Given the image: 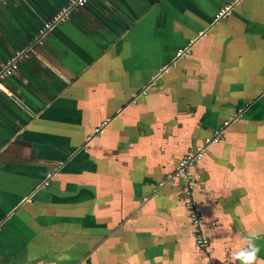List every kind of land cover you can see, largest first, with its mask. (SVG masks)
<instances>
[{"label": "crops", "instance_id": "0c3cea01", "mask_svg": "<svg viewBox=\"0 0 264 264\" xmlns=\"http://www.w3.org/2000/svg\"><path fill=\"white\" fill-rule=\"evenodd\" d=\"M68 1L0 0V66ZM253 233L264 261V0H89L4 80L0 264H239Z\"/></svg>", "mask_w": 264, "mask_h": 264}, {"label": "built area", "instance_id": "2783aa9c", "mask_svg": "<svg viewBox=\"0 0 264 264\" xmlns=\"http://www.w3.org/2000/svg\"><path fill=\"white\" fill-rule=\"evenodd\" d=\"M88 1L89 0H69L65 7L57 11L51 18L43 22L42 26L34 34L30 42L25 47L16 50L12 54V56L6 61V63L0 66V90H3L4 88V80L16 73L21 60L28 56L37 55V46L45 40L49 33L58 24L69 19L72 10L85 5ZM230 7V5H224L219 8L215 14V19L222 18L226 14H228L230 11ZM185 52V48H179L176 51V55L178 58H182ZM237 118L238 116L235 115L229 121H224V126L229 125L231 121H235L237 120ZM222 132V128L217 129L213 135L206 137L202 144L196 146V148H194L192 151L186 152L178 160L175 169L172 172L168 173L166 177L159 182V185H163L164 183L181 179L183 182L185 195L186 197H188L192 190L190 172L191 165L202 158L205 149L208 145H210V143L219 140ZM51 179L52 176L49 174L43 184H47L48 180ZM181 201L184 203L185 206L190 208V220L192 225L194 226L195 245L200 252H204L207 246L209 230L215 225V222L211 221L208 224L204 223L202 220L201 213L193 207V204L190 199L181 197Z\"/></svg>", "mask_w": 264, "mask_h": 264}, {"label": "clouds", "instance_id": "9594fccd", "mask_svg": "<svg viewBox=\"0 0 264 264\" xmlns=\"http://www.w3.org/2000/svg\"><path fill=\"white\" fill-rule=\"evenodd\" d=\"M258 239L259 236L255 233L249 235L246 238V247L235 252L234 260L239 261V264H264L258 255L261 251L260 245L257 243Z\"/></svg>", "mask_w": 264, "mask_h": 264}, {"label": "water", "instance_id": "95a60500", "mask_svg": "<svg viewBox=\"0 0 264 264\" xmlns=\"http://www.w3.org/2000/svg\"><path fill=\"white\" fill-rule=\"evenodd\" d=\"M13 97V99H16L14 96H12ZM17 100V99H16ZM20 104H21V106H23L24 108H26L25 106H24V104H22L19 100H17Z\"/></svg>", "mask_w": 264, "mask_h": 264}, {"label": "rangeland", "instance_id": "374dc122", "mask_svg": "<svg viewBox=\"0 0 264 264\" xmlns=\"http://www.w3.org/2000/svg\"><path fill=\"white\" fill-rule=\"evenodd\" d=\"M227 121H229V120H227ZM232 122H234V121H232ZM223 125H224V123H223Z\"/></svg>", "mask_w": 264, "mask_h": 264}]
</instances>
